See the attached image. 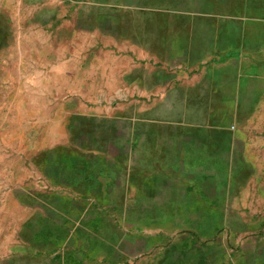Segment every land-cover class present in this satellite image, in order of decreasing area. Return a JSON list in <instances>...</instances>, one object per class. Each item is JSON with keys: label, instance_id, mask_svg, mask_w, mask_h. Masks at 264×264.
<instances>
[{"label": "rangeland", "instance_id": "rangeland-1", "mask_svg": "<svg viewBox=\"0 0 264 264\" xmlns=\"http://www.w3.org/2000/svg\"><path fill=\"white\" fill-rule=\"evenodd\" d=\"M254 1L0 0V264H264Z\"/></svg>", "mask_w": 264, "mask_h": 264}, {"label": "crops", "instance_id": "crops-1", "mask_svg": "<svg viewBox=\"0 0 264 264\" xmlns=\"http://www.w3.org/2000/svg\"><path fill=\"white\" fill-rule=\"evenodd\" d=\"M254 8L257 11L256 16L249 17L244 19L242 23L244 30H241L243 50L248 52V56L250 57H258L259 63L256 68L249 69V73L245 75V80L243 81V112H244V121L249 122L255 128L254 123H258V130H250L248 137H258L262 141L260 142L261 147L264 148V0H256L253 2ZM255 64V63H254ZM254 66V65H251ZM165 122V121H164ZM171 132L169 135L176 140V142H180V138H182L187 145V129L183 127L180 123L173 125L171 128ZM254 131V133L252 132ZM258 132V135L255 134ZM190 133V137L196 138L197 143L195 146L203 147L206 142L202 141L204 138L211 139L214 138V142H217V137L213 135V133H209L206 129H200L198 131H193ZM211 135V136H210ZM251 135V136H250ZM159 139H165L168 137L166 133L161 129L157 135ZM200 138V139H199ZM160 143H163L160 142ZM166 145V143H163ZM233 142L227 143V148L232 149ZM182 145V144H181ZM180 145V146H181ZM165 146L159 145L154 150V153H159L158 148H163ZM165 152V150H164ZM211 152V151H210ZM199 154L198 157L202 156V153H207V150L196 151ZM197 156V155H196ZM32 248L35 250V256L31 257L27 261L20 258L19 260L7 259L4 264H60L58 257L53 255V248L48 244H31Z\"/></svg>", "mask_w": 264, "mask_h": 264}]
</instances>
